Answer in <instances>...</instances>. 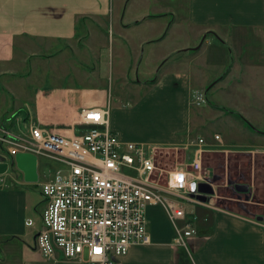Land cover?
<instances>
[{
    "label": "crops",
    "instance_id": "obj_1",
    "mask_svg": "<svg viewBox=\"0 0 264 264\" xmlns=\"http://www.w3.org/2000/svg\"><path fill=\"white\" fill-rule=\"evenodd\" d=\"M130 2V12L125 17L124 13L122 16L118 11L114 13L110 0H0V74L7 73V69L2 68L4 64L15 60L9 70L17 71L29 58L33 67L50 66L58 60L63 72L60 82L49 83L44 79L22 103H18L19 96L14 92L11 108L1 111L0 123L9 113L21 110L25 120L31 118L70 136L85 128L79 121L81 108H108L109 127L120 140L142 144L152 155L156 150H173L182 157H189L190 161L194 148L191 129L200 115L189 106L191 90L206 87L213 95L218 92L231 97L233 86L226 88L229 87L226 85L228 77H236L234 86L254 87L257 78H253L257 77L259 69L258 63L246 60L239 65L241 68L235 69L239 73L233 72L230 65L223 75L209 77L201 62L192 63V56L207 43L209 36L224 44L233 29L251 30L256 37L264 38V0H186L184 23L189 36L193 37L192 45L184 42L183 23L178 34L179 19L168 3L150 0L138 6L132 0L128 4ZM106 18L117 39L112 50L115 57L112 55L108 66L111 67L110 82L114 80L117 84L118 92L114 95L105 84L109 77L105 80L103 75L102 49L93 46L103 37L99 33ZM172 29H176L175 35ZM200 38V43L195 45ZM167 39L169 43L162 47ZM144 46L146 51H143ZM261 51L263 68H260L263 70L264 47ZM68 53L75 59L71 60L69 55L66 58ZM89 54L94 66L86 69ZM158 62L161 63L156 65ZM141 63L145 67L144 76L135 82L130 74L132 71L137 74ZM152 63L155 66L151 70L153 77L148 68ZM67 65L80 83L66 84ZM25 76L28 74L23 73L18 79ZM250 96L264 108L260 105L261 97L254 93ZM244 97L239 100H251L247 94ZM239 108L233 107L244 123L247 118L244 109ZM229 127H235L247 143L233 147L219 145L214 140L220 133L212 131L204 138L206 144L202 148L200 167L205 172L215 173L216 166L210 163L209 157L219 153L222 160H226V164H222V169L223 166L226 169L225 182L229 177V156L242 154L244 163L238 162L237 171L244 167L250 190L245 206H221L212 196L208 201L194 203L186 196L167 194L171 200L183 199L193 205L184 211L192 221L194 234L186 239L184 246L173 244L174 231L165 210L160 205H148L145 220L149 242L130 246L125 254L115 257L112 264H264V153L261 150L264 149V130L249 131L228 121L224 128L229 130ZM214 135L218 138L214 139ZM259 143L263 148L251 147ZM0 147H5L6 153V157L0 154V162L9 163L13 156L8 155L7 144L0 141ZM34 156L35 181L24 180L23 172L15 163H10L0 174V264H84L79 259H64L59 254L47 259L36 249L34 236L40 227L44 200L39 187L40 201L33 202L31 193L38 186L40 174L49 171L46 159L50 157ZM183 167L174 163L171 168ZM163 171L158 173V179L164 181L166 172ZM237 176L243 178L238 172ZM257 188L259 199L254 197ZM27 220L31 221L30 225L25 224ZM176 224L181 226L182 221ZM31 240L33 246L29 245Z\"/></svg>",
    "mask_w": 264,
    "mask_h": 264
},
{
    "label": "built area",
    "instance_id": "obj_2",
    "mask_svg": "<svg viewBox=\"0 0 264 264\" xmlns=\"http://www.w3.org/2000/svg\"><path fill=\"white\" fill-rule=\"evenodd\" d=\"M203 102L201 94L193 95V105ZM108 115V108H81L79 121L85 128L70 136L31 118L23 119L24 130L9 132L0 126V141L7 144L8 155L29 152L66 164L61 180L39 185L44 207L34 242L44 258L59 254L84 264H112L130 246L149 242L148 205L165 210L174 231L173 244L184 246L195 232L183 206L167 194L200 202L196 195L197 184L205 177L200 171L204 139L192 141L186 167L165 170L160 182L155 171L162 169L154 164L151 152L142 144L120 140L109 127Z\"/></svg>",
    "mask_w": 264,
    "mask_h": 264
},
{
    "label": "rangeland",
    "instance_id": "obj_3",
    "mask_svg": "<svg viewBox=\"0 0 264 264\" xmlns=\"http://www.w3.org/2000/svg\"><path fill=\"white\" fill-rule=\"evenodd\" d=\"M130 0H110V8L113 9L114 13L118 11V15L122 16V14H125V17L128 16L130 12V4H128ZM146 1L150 0H132L133 4H137L138 6L140 4H143ZM159 1V0H158ZM162 4L168 3L170 7L174 10L176 13L177 18L179 19V24L177 27V31L179 34L180 26L183 23V31H184V42L187 44L192 45L193 43V37L189 36V29L187 28L186 23H184L185 18V6H186V0H160ZM181 19V20H180ZM183 19V22H182ZM105 26L102 28V31L100 30L99 35H103L102 38H99L96 40L95 44H93L94 47L98 49H102L103 54V75L105 77V80L107 77H109V82L106 80L107 83V89H109L110 93L114 95L117 90V84L114 82H110V76H111V67L110 66V60L114 56V53L112 50L116 47V40L115 39V33L112 30V26L109 25V20L105 19ZM110 28H109V27ZM108 29L110 32L108 33ZM175 30L172 29L171 33L175 35ZM221 33L224 34L223 31ZM188 34V36H187ZM170 36V33L168 35V38ZM179 37V36H178ZM207 43L203 44L200 50H198L193 56H192V63L195 65L199 62L202 64V68L204 69V72L210 77L214 75H223L225 71L228 69L230 65H232V70L235 73H239L238 70H235L237 68H241L239 65H243L244 62L247 60L249 63H258L257 66L259 69H257V77H254V87L252 86H246L244 85H235L236 77L234 75H231V77H228L226 85L229 87L226 88H232L231 97L229 96H223L220 93L216 92L215 95L211 93V91H208L206 87H203V90L200 89H193L191 90L189 94V106L191 108V111L196 112L195 114H200L199 119L196 123V126L191 129L193 130L190 138L196 139L197 137L205 138L207 134L211 133L212 131L220 133V136L217 140H214L215 143L219 145H230V146H238L240 143H247L246 140L243 139V137L239 136L234 129L235 127H229L230 129L227 130L224 128V124H226L228 121L237 127H244L245 129L252 131V130H264V108L259 107L258 103L253 102L251 99L252 97L250 94L254 93L255 95L262 98V104L261 106H264V69L262 70L260 66L263 68V66L260 64L262 60H260L262 57V48L264 47V38L262 37H256L254 32L251 30H236L233 29L230 32V38L227 40L224 44L220 43L218 39H216L213 36H209L207 39ZM121 41V40H120ZM201 41L200 40L195 44L198 45ZM169 43V39L164 41L162 43V47L164 44ZM143 51H146V46L143 47ZM16 53V52H15ZM72 57L71 60L75 59L74 55H71L68 53L67 56ZM171 61L172 59H168ZM15 60H12L11 63L4 64L2 68L7 69V73L0 74V114L8 109L11 108L13 98L12 94L17 93L19 98L17 99L18 103H22L24 100H28L32 90L37 87L38 85H41L42 81L45 79L47 82H60L62 79V65L58 63V60L54 61L52 65H41L33 67V62L29 58V61H27L24 66H21L20 69L17 71L9 70L10 67H14ZM109 62V65H108ZM161 62H158L159 65ZM87 66L86 69L89 67L94 66L92 55H87ZM150 67V75H152L151 70L153 69L154 64H148V68ZM152 67V68H151ZM144 64H140L138 68L137 74H135L133 71L130 74L131 80L138 81L143 79V72H144ZM83 68V70L87 71ZM66 74L68 75L66 78V84L70 85H76L80 83L79 80H77L72 74L73 72H69V66H66ZM252 72V71H251ZM23 73L28 74V76H25L23 79H18ZM154 75V74H153ZM152 75V77H153ZM109 83V84H108ZM109 85V86H108ZM256 85V86H255ZM207 90V91H206ZM236 90V91H235ZM107 91V90H106ZM132 91V90H131ZM240 91V93H238ZM133 92H131L132 94ZM195 94H201L204 102L200 105H193L192 104V98ZM244 94H247L250 101L246 102L240 101L239 98H246L244 97ZM208 102V103H207ZM112 105V102L109 104ZM233 107H240L241 109H244V116L247 118V120H244V123L240 119L241 116L238 114L237 111L233 109ZM239 108V109H240ZM2 111V112H1ZM203 112L205 114H203ZM194 114V113H193ZM192 121L193 115L191 114ZM3 122L0 123V126H6L7 131L13 132V131H20L24 130V125L22 124L23 121V115H21V110H16L13 113H9L4 117ZM194 124V122H193ZM242 124V125H241ZM80 132V131H79ZM76 132V133H79ZM1 134V133H0ZM212 137V134H211ZM254 146H251L255 149H261L263 148L262 143L259 144H253ZM261 146V147H260ZM5 148V147H4ZM0 147V154L4 155L6 157L5 149ZM232 149V148H231ZM263 150L264 153V149ZM213 157L211 158L210 163L212 165H215V173L210 174L209 172H205L202 169L201 175L205 176L203 182H207L210 184L213 192L210 195H207L206 201L209 200V197L212 196L215 203H218V205L221 206H245L247 200H249V186L248 183L245 181V169L244 167L237 171L238 162L240 161L241 165H243V157L240 153H231L229 156V160L227 164L229 163L228 167V179L227 184L224 182V175L226 174V169H222V164H226V160H222V155L219 153H214ZM153 160L156 167L159 169H162L161 172L165 170H171L172 165L174 163H177L178 166H187V163L189 162V157L186 158V156L182 157L180 153H176L173 150H156L153 153ZM38 159H40V156H38ZM55 159V158H54ZM53 158L46 159L47 166L49 171L46 173L40 174L39 179L37 181V188L34 189L33 193H31L32 201L37 202L40 201V195L38 191L39 185L44 181H59L62 179V177L67 172V167L64 162L57 161L58 159L54 160ZM223 162V163H222ZM221 164V165H220ZM156 174H158V171ZM164 172V171H163ZM241 175L243 178L237 176ZM160 173V172H159ZM230 179V180H229ZM160 182L162 180H159ZM235 184H245L247 186L246 191H241L235 189ZM40 190V189H39ZM254 197L259 199L260 197V190L257 188L254 193ZM179 204H181L184 208V210L188 211L193 205L189 203L186 200L180 199L176 200ZM32 240L29 242L30 246L32 245Z\"/></svg>",
    "mask_w": 264,
    "mask_h": 264
},
{
    "label": "water",
    "instance_id": "obj_4",
    "mask_svg": "<svg viewBox=\"0 0 264 264\" xmlns=\"http://www.w3.org/2000/svg\"><path fill=\"white\" fill-rule=\"evenodd\" d=\"M10 163H15V166L23 172L24 180L26 181H35L36 172H35V156L29 152H17L10 159V162L2 161L0 162V174L4 173L7 169V166ZM235 189L246 191L247 186L245 184H235ZM196 198L199 201H205L206 196L212 194L213 190L209 183L199 182L197 184Z\"/></svg>",
    "mask_w": 264,
    "mask_h": 264
},
{
    "label": "trees",
    "instance_id": "obj_5",
    "mask_svg": "<svg viewBox=\"0 0 264 264\" xmlns=\"http://www.w3.org/2000/svg\"><path fill=\"white\" fill-rule=\"evenodd\" d=\"M23 119H24V117H23ZM25 120V119H24Z\"/></svg>",
    "mask_w": 264,
    "mask_h": 264
}]
</instances>
